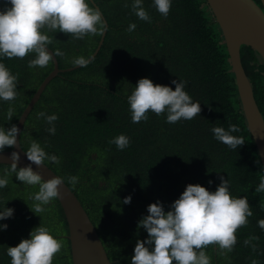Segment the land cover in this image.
Returning a JSON list of instances; mask_svg holds the SVG:
<instances>
[{"label":"trees","instance_id":"1","mask_svg":"<svg viewBox=\"0 0 264 264\" xmlns=\"http://www.w3.org/2000/svg\"><path fill=\"white\" fill-rule=\"evenodd\" d=\"M260 3L259 0H256ZM99 8L107 24L100 50L87 67L60 71L46 85L29 112L20 133V144L27 151L33 140L60 163L45 161L75 193L97 229L111 264H131L137 240L147 239L138 228L147 207L160 201L165 211L180 197L188 184H200L215 191L220 176L230 182L234 197L248 198L253 215L247 226L239 229L238 242L226 256L217 255V247L205 249L212 264H251V259L264 264V230L258 221L264 219V192L255 189L264 176L258 151L247 127L235 83L234 72L221 30L206 0H172L168 16H162L154 0H143L151 22L140 20L132 11L134 0H89ZM125 4L128 7H125ZM10 7L0 0V9ZM137 25L128 32L130 24ZM53 37L48 45L65 53L58 56L60 69L73 66V59L87 58L96 48L100 36L74 39L62 32H48ZM35 53L24 59L0 57V62L15 75L19 73L14 101L0 100V127L9 129L16 122L38 85L52 70L29 68ZM240 59L251 82L253 94L264 119V64L251 47H240ZM141 78L154 84L170 86L173 80L186 81L185 91L193 102L201 104V113L192 120L166 122L167 113H148V120L133 123L128 96ZM9 107L14 115L9 121ZM56 114V133L38 113ZM237 124L245 144L230 149L215 139L212 129ZM124 134L130 145L119 150L110 140ZM11 147H5L4 150ZM259 160V163L256 161ZM10 164L0 163V177ZM20 168V167H18ZM69 176L79 177L73 186ZM0 188V210L14 209L12 217L0 220V264H11L8 247L29 239L38 227L52 229V235L63 242L53 264H72L67 223L58 200L34 213L32 197L39 186L18 181L15 173ZM212 181L209 184V181ZM131 196V203L124 204ZM168 196V201L164 198ZM258 236L257 251L244 245L249 236Z\"/></svg>","mask_w":264,"mask_h":264},{"label":"clouds","instance_id":"2","mask_svg":"<svg viewBox=\"0 0 264 264\" xmlns=\"http://www.w3.org/2000/svg\"><path fill=\"white\" fill-rule=\"evenodd\" d=\"M10 7L0 9V57L7 59H24L35 53V58L28 62L29 68H44L55 57L64 56L59 49L50 53L48 45L53 37L45 33L62 32L74 39H84L86 36L103 35L107 24L99 8L92 6L89 0H5ZM157 11L168 16L172 0H154ZM125 7H128L125 4ZM132 11L143 21L151 22L149 13L143 7V0H134ZM137 25L132 23L127 31H135ZM73 64L87 67L92 58L83 56L73 59ZM19 73L11 70L0 62V100L14 101L19 95L17 91ZM175 90L170 86L154 84L149 78H141L135 85L134 91L128 96L131 119L133 123L148 120V113L157 116L167 113L166 122L175 124L180 120H192L201 113V104L193 102L192 97L185 91L186 81L173 80ZM14 108L9 107L7 118L10 121ZM38 118H44L50 125L47 131L55 135L56 114L38 113ZM20 129L13 124L9 129L0 127V153L5 147H15ZM215 139L235 150L245 144L244 138L233 133L240 132L237 124L229 127H214ZM119 150L130 145V139L124 134L109 141ZM28 166L18 168L20 155L13 151L9 157L12 161L5 175L0 177V188L7 186V176L15 173L18 181L30 186L38 185L39 190L32 199L36 202L34 213L45 211L46 205L60 197V186L65 185L63 177L54 176L44 180L41 174L33 170L32 164L44 165L50 161L60 163V158L49 155L35 140L26 151ZM259 163V160L256 161ZM220 184L215 191H209L200 184H188L165 211L160 201L147 207V215L138 222L137 227L146 230L145 240H137L131 264H212V258L205 249L216 246L218 256H226L232 252L238 242L239 229L247 226L248 218L253 215L251 205L246 196L234 197L230 192V182L223 176L219 177ZM79 181L77 176H69L68 183L75 186ZM212 181H209L211 184ZM257 193L264 192V176L255 189ZM124 204L131 203V196L123 200ZM14 209L5 207L0 210V220L12 217ZM258 226L264 230V219L258 221ZM7 225H0V230H6ZM259 237L252 235L244 240L245 246H250L255 253ZM63 242L52 235V229L39 225L30 232L29 239H22L14 247H8L7 255L11 264H53V260L62 250ZM251 264H260L259 260L251 259Z\"/></svg>","mask_w":264,"mask_h":264},{"label":"water","instance_id":"3","mask_svg":"<svg viewBox=\"0 0 264 264\" xmlns=\"http://www.w3.org/2000/svg\"><path fill=\"white\" fill-rule=\"evenodd\" d=\"M90 1L92 2V0ZM259 1L260 3L256 0H206L221 30L223 42L234 72L242 112L264 169V119L255 100L251 82L240 59V47L245 45L254 49L260 55L264 64V0ZM104 36L105 33L100 36L96 48L87 58L95 57L101 48ZM48 51L53 52L50 48H48ZM52 62V70L38 85L16 122V126L20 129L17 136V145L0 153V163L10 164L12 161L9 157L13 151L18 152L20 155L18 167H25L31 163L27 159L26 151L22 149L20 144V133L29 112L53 77L60 71L80 67L73 65L66 69H60L54 54ZM31 166L34 171L41 174L44 180L59 176L45 163L44 165L32 164ZM60 193L57 200L67 223V238L72 264H111L96 227L75 193L66 183L60 186Z\"/></svg>","mask_w":264,"mask_h":264},{"label":"rangeland","instance_id":"4","mask_svg":"<svg viewBox=\"0 0 264 264\" xmlns=\"http://www.w3.org/2000/svg\"><path fill=\"white\" fill-rule=\"evenodd\" d=\"M164 199L168 201L169 198H168V196H166Z\"/></svg>","mask_w":264,"mask_h":264}]
</instances>
